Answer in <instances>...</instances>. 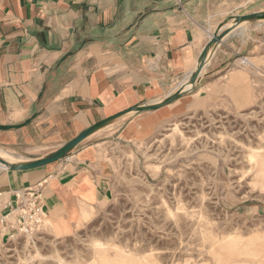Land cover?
I'll use <instances>...</instances> for the list:
<instances>
[{"label": "crops", "instance_id": "0c3cea01", "mask_svg": "<svg viewBox=\"0 0 264 264\" xmlns=\"http://www.w3.org/2000/svg\"><path fill=\"white\" fill-rule=\"evenodd\" d=\"M254 11H264V0H0V149L30 155L21 161L108 116L160 102L187 82L212 33H224L178 98L126 113L61 160L27 170L0 166V216L11 190L43 181L40 204L54 233L76 232L111 196L110 134L123 142L148 137L192 109L203 89L207 97L209 89L240 90L241 59L264 63V20L232 19ZM13 233L0 221V243Z\"/></svg>", "mask_w": 264, "mask_h": 264}, {"label": "rangeland", "instance_id": "374dc122", "mask_svg": "<svg viewBox=\"0 0 264 264\" xmlns=\"http://www.w3.org/2000/svg\"><path fill=\"white\" fill-rule=\"evenodd\" d=\"M250 61L240 90L203 89L148 137L110 134V198L69 236L10 234L0 264H264V63Z\"/></svg>", "mask_w": 264, "mask_h": 264}, {"label": "water", "instance_id": "95a60500", "mask_svg": "<svg viewBox=\"0 0 264 264\" xmlns=\"http://www.w3.org/2000/svg\"><path fill=\"white\" fill-rule=\"evenodd\" d=\"M232 19L234 20V23H241V22H251V21H258V20H264V11H254L247 14H241V15H233ZM224 35L223 32H219V29L214 31L209 38L208 42L205 44L203 50L201 51L198 59V65L197 68L194 70V72L189 76L186 83L190 84V87L188 89H191L194 85L204 63L206 60V57L209 53V51L220 41L221 37ZM187 89L184 88V86H181L178 90L173 92L172 94L168 95L166 98L161 100L157 103L152 104H142V105H135L132 106L126 110L120 111L116 114H113L111 116H108L107 118H104L103 120H100L98 122H95L91 126L84 129L82 132H80L77 136L69 140L68 142L61 145L59 148L55 149L54 151L40 157L34 160H23L16 163L8 162L7 160L0 157V164L4 165L6 169L9 170H27L32 169L36 167H40L42 165H45L49 162L61 160L63 158H66L71 151L78 145L83 139L91 135L92 133L96 132L97 130L108 126L109 124L116 121L121 116L125 115L128 112H143L146 110L154 109L159 107L160 105H163L169 101H172L179 96H181Z\"/></svg>", "mask_w": 264, "mask_h": 264}, {"label": "built area", "instance_id": "2783aa9c", "mask_svg": "<svg viewBox=\"0 0 264 264\" xmlns=\"http://www.w3.org/2000/svg\"><path fill=\"white\" fill-rule=\"evenodd\" d=\"M243 61H246L243 58ZM181 86L172 89L178 90ZM43 181L10 191L11 197L7 202L8 212L0 216V221L9 223L15 233L32 238L47 222L46 213L40 204Z\"/></svg>", "mask_w": 264, "mask_h": 264}, {"label": "bare ground", "instance_id": "6f19581e", "mask_svg": "<svg viewBox=\"0 0 264 264\" xmlns=\"http://www.w3.org/2000/svg\"><path fill=\"white\" fill-rule=\"evenodd\" d=\"M241 62L250 64L249 60L243 61V59H241ZM183 86L185 89H188L190 87V84L185 82V84ZM0 157L7 160L8 162H11V163H16V162H19L22 160V158L15 157L12 154H9L8 152H6L2 149H0ZM0 166L5 168V166L2 164H0Z\"/></svg>", "mask_w": 264, "mask_h": 264}]
</instances>
